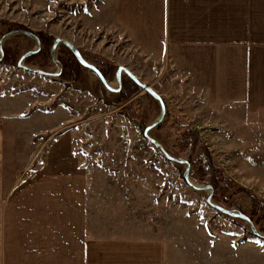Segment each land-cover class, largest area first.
<instances>
[{
    "label": "crops",
    "instance_id": "1",
    "mask_svg": "<svg viewBox=\"0 0 264 264\" xmlns=\"http://www.w3.org/2000/svg\"><path fill=\"white\" fill-rule=\"evenodd\" d=\"M60 1L81 10L92 36L168 58L206 105L225 110L223 166L264 190V0ZM13 86L0 80V264H264V243L242 227L204 209L165 214L146 177L88 175L98 153L83 131L98 123L99 100ZM35 168L45 173L24 175Z\"/></svg>",
    "mask_w": 264,
    "mask_h": 264
},
{
    "label": "rangeland",
    "instance_id": "2",
    "mask_svg": "<svg viewBox=\"0 0 264 264\" xmlns=\"http://www.w3.org/2000/svg\"><path fill=\"white\" fill-rule=\"evenodd\" d=\"M62 4L60 0H45L36 8H20L0 0V39L17 29L35 33L41 41V51L26 59L24 64L50 73L58 71L51 57L55 39L67 40L79 49L90 64L106 74L107 81L114 88L118 87V68H128L142 82L156 90L165 102V119L150 131V136L172 156L191 163L190 178L193 184L212 185L215 203L249 216L264 235V190L240 181L234 169L229 173L223 166L225 161L222 158L224 153L220 137L224 130L221 117L225 110L206 105L168 58L130 56L128 43L92 36L81 19L75 18L81 15V10H69L66 13L61 8ZM36 48V42L27 36L15 35L6 40L5 57L0 62L2 87L12 91L14 85L17 92L30 88L39 96H61L65 91L73 93L75 89L78 93L74 96L99 100V108L94 109L100 117L98 123L92 129L83 131L94 135L90 139L93 143L92 152L98 153V158L94 156L98 165L86 174L146 177L148 193L162 196L165 214L204 209L215 215L213 219L221 217L254 236L247 222L211 208L207 203L210 191L192 189L184 178L186 167L168 160L145 138L146 128L161 115L157 99L141 90L124 72L123 93L117 95L111 92L93 71L78 62L64 44H60L57 49V57L65 68L61 77L47 79L18 68L20 58ZM83 113L78 114V121L91 116V111L84 110ZM41 159L39 156L38 160ZM66 159V155H62L52 162ZM32 170L37 173L24 175L45 173V169Z\"/></svg>",
    "mask_w": 264,
    "mask_h": 264
},
{
    "label": "water",
    "instance_id": "3",
    "mask_svg": "<svg viewBox=\"0 0 264 264\" xmlns=\"http://www.w3.org/2000/svg\"><path fill=\"white\" fill-rule=\"evenodd\" d=\"M15 35L27 36V37L33 39L37 44V48L35 50L27 52L26 54H24L20 58V60L18 61V68L23 69V70L28 71V72L33 73V74H37V75L42 76L44 78L57 79V78L61 77V75L63 73V64L61 63V61L57 57V49H58L60 44H64L66 47H68L71 50V52L75 55L77 60L83 66H85L89 70L93 71L96 74V76L100 79L101 83L111 92L118 93L121 91V88L123 85V81H122L123 72L125 74H127L129 76V78L141 90L146 91L152 97L157 99L158 102L160 103V106H161L160 118L156 122H154L153 124L149 125L146 128V130L144 132L145 138L153 146H155L168 160L175 162L177 164L184 165L186 167L184 178H185L186 182L188 183V185L192 189H194L196 191H210V194L207 197V203L211 208H213L214 210H217V211L221 212L222 214H225L226 216H229L231 218H238V219H241V220L247 222L249 224V227H250L253 235L256 238L264 241V235L258 231V229L256 228V226L254 225L253 221L251 220V218L249 216H247L243 213H240L238 211H235V210H229V209L215 203L213 200L214 188L212 185L199 186V185L193 184V182L191 181V178H190L191 163L182 159V158H177V157L172 156L157 140H155L153 137L150 136V131L153 130L154 128L158 127L164 121L165 116H166L165 102L162 99V97L157 93L156 90H154L152 87L146 85L132 71H130L128 68L123 67V66H120L118 68V71L116 74L118 87L114 88L113 86H111V84H109V82L107 81L105 76L101 73V71L97 67H95L94 65L90 64L82 56L81 52L79 51V49L75 45H73L71 42L64 40V39H61V38L55 39L52 50H51L52 60L58 66L57 72L50 73V72H47V71H44L41 69L28 67L24 64L25 60L36 55L37 53H39L41 51L42 45H41V41H40L39 37L35 33L30 32L28 30H23V29H17V30H13L11 32H8L7 34H5L0 39V62H2V60L5 57L4 44H5L6 40H8L9 38H11L12 36H15Z\"/></svg>",
    "mask_w": 264,
    "mask_h": 264
},
{
    "label": "flooded vegetation",
    "instance_id": "4",
    "mask_svg": "<svg viewBox=\"0 0 264 264\" xmlns=\"http://www.w3.org/2000/svg\"><path fill=\"white\" fill-rule=\"evenodd\" d=\"M77 59V58H76ZM79 62V61H78ZM62 63V62H61ZM80 63V62H79ZM63 64V63H62ZM81 64V63H80ZM82 65V64H81ZM83 66V65H82ZM64 65H63V73H64ZM101 71V70H100ZM62 73V74H63ZM101 73L104 75V76H106V74L103 72V71H101ZM117 74V73H116ZM62 76V75H61ZM106 78V77H105ZM116 79H117V76H116ZM123 81V80H122ZM124 88V82H123V85H122V88H121V91L120 92H118V93H115V94H117V95H121L122 93H123V89Z\"/></svg>",
    "mask_w": 264,
    "mask_h": 264
}]
</instances>
